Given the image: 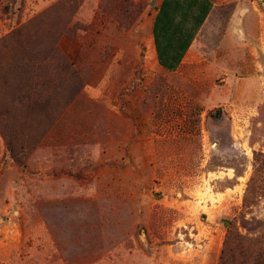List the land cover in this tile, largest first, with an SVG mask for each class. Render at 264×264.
<instances>
[{
    "label": "rangeland",
    "instance_id": "obj_1",
    "mask_svg": "<svg viewBox=\"0 0 264 264\" xmlns=\"http://www.w3.org/2000/svg\"><path fill=\"white\" fill-rule=\"evenodd\" d=\"M58 1L0 0V39L68 17L86 77L27 113L0 71V264H218L230 226L264 251V0H211L172 71L148 59L159 0Z\"/></svg>",
    "mask_w": 264,
    "mask_h": 264
},
{
    "label": "trees",
    "instance_id": "obj_2",
    "mask_svg": "<svg viewBox=\"0 0 264 264\" xmlns=\"http://www.w3.org/2000/svg\"><path fill=\"white\" fill-rule=\"evenodd\" d=\"M74 3V0H59L55 6L69 12L74 9ZM47 17L45 13L38 14L11 31L6 38L0 39V71L3 72L4 84L11 87V79L10 83L23 80L16 98L18 105L27 113H30L29 110L35 111L43 102L49 103L55 89L51 92L48 90L56 87V84H59L58 89L63 90L65 98L72 99L83 87L86 78L57 44L70 19L62 16L49 30H44L41 22ZM44 35L50 38L40 43ZM10 39L14 41L12 44ZM61 77L64 88L61 87ZM64 95L60 93L59 99ZM230 227L223 240L218 264H264V251L260 250V246L256 250L251 248L252 241H259L258 237L242 235Z\"/></svg>",
    "mask_w": 264,
    "mask_h": 264
},
{
    "label": "crops",
    "instance_id": "obj_3",
    "mask_svg": "<svg viewBox=\"0 0 264 264\" xmlns=\"http://www.w3.org/2000/svg\"><path fill=\"white\" fill-rule=\"evenodd\" d=\"M211 8V0H159L148 38L155 65L167 71L180 67Z\"/></svg>",
    "mask_w": 264,
    "mask_h": 264
},
{
    "label": "bare ground",
    "instance_id": "obj_4",
    "mask_svg": "<svg viewBox=\"0 0 264 264\" xmlns=\"http://www.w3.org/2000/svg\"><path fill=\"white\" fill-rule=\"evenodd\" d=\"M147 52H148V59L150 61H153V48L151 46V43L148 44Z\"/></svg>",
    "mask_w": 264,
    "mask_h": 264
}]
</instances>
